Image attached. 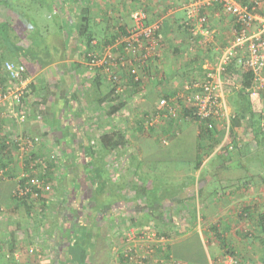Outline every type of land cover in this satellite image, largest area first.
<instances>
[{"label":"crops","instance_id":"1","mask_svg":"<svg viewBox=\"0 0 264 264\" xmlns=\"http://www.w3.org/2000/svg\"><path fill=\"white\" fill-rule=\"evenodd\" d=\"M197 1L0 0V11L8 7V37L0 35V86L11 85L3 68L6 61L27 64L30 79L21 103L12 98L0 103V264H127L122 253L125 234L149 220L146 208L156 206V199L147 198L155 197L157 183L146 176L169 159L182 160L189 170L198 157L205 163L191 183L171 189L163 200L162 223L180 235L170 243L171 264H227L215 230L239 245L246 233L253 239L260 235L264 138L248 136L252 121L246 118L235 128L234 152L206 158L222 136L221 126L207 139L200 136L197 122L181 116L168 119L167 111L158 110L164 96L182 93L187 83L203 82L231 40L232 18L216 7L208 10L211 36L200 40L191 35L188 16ZM21 7H46L48 22L30 26L20 18ZM138 8L146 10L151 24L161 25L162 57L143 74L141 84L122 72L123 91L115 95L107 74L90 69L89 55L126 34ZM229 89L230 98L234 91ZM257 101L254 112L263 116L264 94ZM230 104L235 110L234 101ZM155 112H163L161 119L147 128L144 118ZM21 135L40 140L24 152L14 142ZM33 160L37 167L31 172ZM42 162L49 165L52 192L37 202L15 200L12 191L19 180L32 173L44 176ZM214 184H221L223 191L211 196L206 190ZM167 190L158 189V195ZM194 191L201 192L202 226L181 215L194 205ZM173 207L180 208L188 226L177 223L176 212L168 213Z\"/></svg>","mask_w":264,"mask_h":264},{"label":"built area","instance_id":"2","mask_svg":"<svg viewBox=\"0 0 264 264\" xmlns=\"http://www.w3.org/2000/svg\"><path fill=\"white\" fill-rule=\"evenodd\" d=\"M213 3H218L226 13L234 16V39L229 46L221 53L216 67L210 69L205 81L196 83L194 87L187 86V94H178L171 99L162 98L159 103L160 111L165 110L164 115L168 119H178L180 99H183L185 106L194 109L199 123L205 131H210L220 124L222 129V140L218 150L229 147L233 148L231 138V113L227 105L226 94L229 92L226 83L222 79V74L226 66L232 59H236L242 69L250 70L255 82L252 87V96H257L259 89H264V0H247V5L239 3L237 0H198L189 15L196 19L197 28L192 30L194 35L198 32L207 36L208 31L203 29L206 24V16L200 15V10ZM133 26L126 34L118 36L115 41L103 47L100 52H93L89 55V67L91 70L101 69L108 76L112 86V92L119 95L123 91V75L125 73L135 82H140L153 65V61L160 59L161 39L159 36L160 23H150L145 9L138 8L131 15ZM7 79L11 85L2 88L0 86V103L8 99H13L16 103H21L25 98L30 79L27 77L28 66L25 63H15L6 61L3 65ZM230 90V89H229ZM163 112L154 113L145 117L144 122L147 127L156 126ZM189 120L188 118H185ZM262 126L264 127V121ZM38 137L21 135L14 138L16 146L24 152L32 149L38 142ZM36 161L31 163V172H34ZM28 177L25 184L19 180L12 192V197L17 201L32 200L39 201L45 194L52 192V185L46 183L45 178L36 176ZM158 234L155 232L146 233L139 229H129L124 239L133 243L135 249H130L126 257L133 255L134 258L144 260L148 258L159 245L155 240ZM162 242H167L165 236L159 237ZM147 244L137 249L138 243ZM148 242V243H146ZM144 248L143 251H140ZM134 250V251H133ZM35 253L34 249L29 250ZM133 252V253H132ZM141 252V253H140ZM140 253V254H139ZM132 258V257H131ZM233 260L231 259V262ZM142 262V261H141ZM139 261V263L141 264ZM235 261H233L234 263ZM236 263V262H235Z\"/></svg>","mask_w":264,"mask_h":264},{"label":"trees","instance_id":"3","mask_svg":"<svg viewBox=\"0 0 264 264\" xmlns=\"http://www.w3.org/2000/svg\"><path fill=\"white\" fill-rule=\"evenodd\" d=\"M237 1L239 3H241V4H243V5H247V0H237ZM215 7L220 9V10H222L225 14H227L228 16H230L232 18V25H231V35H232V37H231V40L229 41V43L227 45L223 46L222 49L220 50L219 55H218V58H219L220 54L229 46V44L234 39V37H233V29H234V24H235L234 23V21H235L234 16L229 14V13H226L225 10L220 5H218V3H213L211 6H207V7L203 8L202 10H200V15L201 16H203V15L206 16V20L207 21H206V24H204L203 29L205 31H208L207 36H204L200 32H198L197 35L193 34L192 30L197 28V22H196V19H194V17L192 18V16L190 17V15L188 16V26L190 28L192 36H195L196 38H198L200 40L205 39V38H209L211 36V30L209 28L208 10L211 9V8H215ZM0 35L2 36V30H0ZM161 46H162V43H161ZM161 54H162V49H161ZM160 60H161V58L153 61V64L156 61H160ZM217 62H218V60H217ZM216 65H217V63L215 62L214 67H216ZM210 71L211 70L209 69L208 73ZM236 78L240 79L239 80L240 83L238 85H235V80H237ZM222 79L226 83V88L227 87L230 88L231 91H234V89H238L236 97H235V100H234L235 110H232V108L229 109L230 113H231V117H232V121H231V126H232V128H231V138H232V141H233V148L229 149V147H225V148H222L221 150H218L219 146L221 145V140H222V138H219L215 142L216 143L215 147L214 146L210 147V150L206 153V155H205L206 158H209V156L212 155L213 153H214V155H218V156H226V155L234 152V150H236V145L234 144V130H235L236 127L240 126L241 122L244 119H246V118H249L252 121L251 125H249L247 127L248 136L249 137L252 136V137H255V138H258V139L260 137L264 138V127L262 126L263 121H264V115L262 116L261 114L255 113L254 109H253V100H252L253 97H252V94H251L252 87L254 86L253 83L255 82V77H254L253 73L250 70L242 69V67L238 64L237 60L236 59H232L230 61V63L226 66V69H225V71L222 74ZM141 81L140 82H135V83L141 84ZM196 83H198V81L197 82L195 81L193 83H187V84H188V86L193 88ZM199 83H201V82H199ZM230 84H233L236 87L231 88L229 86ZM184 87H186V86H184ZM258 92H259L258 96L261 99V95L264 94V89L261 88V89H259ZM180 94H187V91L184 89L182 91V93H180ZM176 96H173V97H176ZM164 98L171 99L172 97L164 96ZM179 102H180L181 105H179L180 107H179L178 117H180V116L181 117H185V118H188L191 121L197 122L199 124L200 131H201V135L200 136L208 139L212 135H215V134L217 135L218 134V131L216 130V125H215V128L213 130L208 131L209 133L205 132V129L199 123V119L195 115L194 109L192 107H190V106H188V107L185 106L183 99H180ZM6 148H7L6 143L2 142V150L6 149ZM0 162H3V161H0ZM2 164H4V163H2ZM42 164H41L42 167H40V169H42L45 172H44V176H41V178H45L46 183L51 184L52 188H53V184L48 182L47 175H46V171H48V166L49 165H48V163H44V162H42ZM204 166H205L204 159L202 157L201 158L198 157V161H197V164L195 166V170L202 171ZM35 167H37V165H35ZM34 171H35V169H34ZM30 176L31 177H33V176L38 177V175H35L34 173L30 174ZM28 180H29L28 177H25V178L21 179L20 181L22 182V184H25V183H27ZM15 187H16V185H15ZM142 190L146 194V189H142ZM170 191H172V190L169 189L168 190V194L158 195V189L157 190L154 189L153 195H155V197H148L147 201L151 202L152 200L156 199L154 201L156 206L153 207L152 209L146 208V211L150 212V215H152L154 210H155V208L157 210L158 208L165 207V205H163L162 203H163L164 199L169 197V192ZM193 193L194 194H193L192 199H194L195 202L198 201V203H201V200H200L201 192L200 191H194ZM218 194L219 193H217L216 195H218ZM204 196H207V193ZM174 197H179V195L177 194ZM179 201H180V198H178V202ZM160 204H162V205H160ZM194 206H195V210H196V213H197V216H198L197 219L199 221V216H200L199 215V208H198V205H194ZM189 207H190V205H189ZM0 210H1L0 212H2V211H4V208L0 209ZM7 213H8V211L6 212V214ZM246 215L249 216L248 213ZM194 219H195V217H194ZM258 221H259V223L257 224V228H258V231H259L260 235L257 238H255V240L259 241L261 246H262L263 251H262V254L260 255L261 256V261H259V263L264 264V214H262L260 216V219H258ZM215 232H216V235L219 238L218 242L220 243V246H221V248L223 249V252H224L223 257L228 258V256H230L229 258H232V259L236 258L237 254H238V250L237 249H232L231 242H229L228 239H224L217 232V230H215ZM250 235H251L250 233H246V236L243 237V238L248 239V237H250ZM161 236H165L167 238V242L170 241V240L172 241L174 239L171 231L170 232L166 231L165 233H162ZM167 242L165 244H163L162 247L159 246L158 249L156 250V252H159L160 256L165 257L170 263H172V261L170 259L171 258L170 257V252H171L170 244L167 243ZM126 258L127 257L123 256V259L128 261L129 259H126ZM235 261H238V259L235 260ZM173 264H181V263L173 262Z\"/></svg>","mask_w":264,"mask_h":264},{"label":"rangeland","instance_id":"4","mask_svg":"<svg viewBox=\"0 0 264 264\" xmlns=\"http://www.w3.org/2000/svg\"><path fill=\"white\" fill-rule=\"evenodd\" d=\"M14 10H16V9L14 8ZM46 11H47L46 7H42L41 9H38V10H31V9L25 10L24 7H21V12L24 14V16H21L20 18L21 19H25L26 21L28 20L30 22V26H33L34 24H37L38 26H40L43 23V21L48 22L46 19H44V15L47 14ZM0 18H3V19L0 20V30H2V36L4 38H7L8 37V22H6V20L8 19V7L7 8L3 7L1 9ZM12 18H14V17H12ZM15 18H18V17L15 16ZM49 22L53 23V21H49ZM183 50L185 51V50H187V48L186 49L184 48ZM236 79L237 80H235V85H238L240 83V81H239L240 79L239 78H236ZM235 85L230 84L229 86L233 88V87H236ZM237 90L238 89H234V92H233L234 94L232 93L233 95H231L232 97L229 98V97L226 96V101H227V105H228L229 109H231V104H230L231 101L235 100V97H236V94H237ZM252 97H253V99H252L253 102H258L257 100H260L258 95L257 96H252ZM256 105H257V107L259 109V107H260L259 104H256ZM260 105L263 108L264 107V102L260 103ZM218 126H220V124ZM188 144L191 145V141L190 140L188 141ZM172 150H174V149H172ZM191 150L192 149H188L185 153L188 154L189 152H191ZM181 164H182V160H179V159L163 160L161 164L159 163V168L156 171V173L155 174H150V175L146 176V178H147V180H151L154 183L155 182L157 183V185H154V189L155 190L162 189V187H165V189L167 187L170 190L173 189V188L176 189V188L180 187V185H182L185 181L188 182V183H191V181H192L193 177L195 176L197 170H195V168H192L191 170L184 169ZM144 165H145V163L142 162L141 163V171H142V167ZM189 166H190V164H189ZM185 173H188V175L186 177H182V175L185 174ZM222 191L223 190H222L221 184H214L213 186H211L210 189L206 190L207 193H210V195L212 193V195H215V196H216L217 193H221ZM167 192H168V190H167ZM207 198H208V195L206 196V198H203V199H207ZM194 205H198V208H199V215H200L199 216V221L197 219L198 216H197V213H196ZM194 205H191L187 210H184L185 212L181 213V215L184 216V217H188L189 216V218L191 220H193V221L195 220L194 223H196V225H198V226L201 225L202 226V223H203V220H204L202 203H198V201H197V202L194 203ZM165 209H166L165 207H161V208H158V210H154V211H156L155 215L152 214L151 218L149 220H147L148 217H146L147 219H145L142 223H140L139 225H137L135 228H132V229H134V230L135 229H139L140 231H145L146 233H149L151 231L155 232L156 235L158 234V237L155 240V243H156V245H159L160 247H162L163 244H165L166 242H162L161 240H159L160 235H162V233H165L166 231L170 232V230H166L165 229L164 224L162 223V219H161L162 215L165 212L164 211ZM179 209H175V207H173L172 209L170 208L168 213L172 211L173 214H174L176 212L177 213V216H176L177 217V223H179L181 225H184V226L185 225L188 226L189 224H187V223L184 224L185 220H184V217H183V219L181 218V215L179 214V212H180ZM225 213H227V211ZM194 217H195V219H194ZM149 221H151V222H149ZM249 222L252 223L251 221H249ZM242 229H246L247 230L246 227H244ZM182 232H184V231H182ZM177 234H178V232L176 234L172 233V235L176 239L180 238L179 237L180 235L177 236ZM228 240L233 245L232 249L235 248V249L238 250V254H237L236 258H233V259L229 258L230 256H228L229 259L225 258V259L228 260L227 264H234L233 261H235L237 259H238V264H262V263H259V261H261V256L260 255L262 254L263 249H262V246H261L259 241L253 239V237H250V239H246L244 243H241V245H239V244L236 243L237 241L234 240V239H231V237ZM172 241H174V239ZM172 241L170 240L167 243L170 244ZM133 243H135V242H130L128 239H124V245L122 247V253L124 255H125V252L127 253L130 249H135L133 247ZM146 243H148V242H146ZM146 245L147 244H145L143 242H139L138 246H137V249H140L142 246H144V248H145ZM144 248H142L140 251H143ZM243 248H246L249 251V254H251V255H248L246 257L245 255H246V251L247 250L244 251ZM129 253H130V255L126 258V259H129V260L128 261H124L127 264H140L139 261L140 262L142 261L141 264H148V263H153V264H171L165 257L160 256L159 252H156V251L151 253V255L148 256V258H146L144 260H141V259H138V258H134L133 255L135 253L133 255L131 254V252H129ZM231 259L233 260L232 262H231Z\"/></svg>","mask_w":264,"mask_h":264},{"label":"clouds","instance_id":"5","mask_svg":"<svg viewBox=\"0 0 264 264\" xmlns=\"http://www.w3.org/2000/svg\"><path fill=\"white\" fill-rule=\"evenodd\" d=\"M173 98V97H172ZM160 103V102H159ZM156 113V112H155ZM148 116H150V115H148ZM148 116H146V117H148ZM184 119H185V117H183ZM145 119V118H144ZM147 128H150V127H147ZM152 128V127H151Z\"/></svg>","mask_w":264,"mask_h":264}]
</instances>
